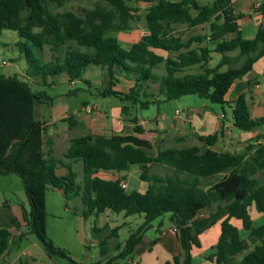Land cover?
I'll list each match as a JSON object with an SVG mask.
<instances>
[{"label": "trees", "instance_id": "trees-1", "mask_svg": "<svg viewBox=\"0 0 264 264\" xmlns=\"http://www.w3.org/2000/svg\"><path fill=\"white\" fill-rule=\"evenodd\" d=\"M65 1L0 0V33H16L14 45L18 57L25 61L23 74L0 72V174L15 173L22 180L29 204L22 214L27 232L36 235L48 257L60 256L73 264H110L118 258L75 262L47 238L45 197L51 186L61 190L65 200L79 197L84 219L106 210L125 217L142 215L143 222L125 241L123 257L132 254L156 218L169 213L182 254L163 264H191L190 252L200 246L199 234L218 221L220 234L208 260L264 264V223L253 226L249 213L254 206L264 214V182L259 178L264 177V113L251 116L245 93L231 102L225 99L233 82L251 71L258 59H264V25L258 26L252 38L244 37L238 22L245 14L234 11L233 0H158L144 14L145 33L123 47L115 33L132 29L137 9L127 2L140 0H96L82 15L50 9L51 4L62 6ZM259 2L253 12L264 17V1ZM182 25L189 34L180 30ZM46 47L53 54L45 61ZM216 54L219 59L212 64ZM89 66L107 71L109 86L100 91L102 96L112 95L147 108L155 103L147 99L153 97L147 89L155 85L159 101L196 94L211 103L231 105L237 129L262 131L237 151L213 148L219 131L199 135L200 145L158 148L155 155L146 152L152 144L134 134L77 135L71 138L64 156L81 159L82 181H77V174L65 162L61 163L68 173L59 175L57 161L45 157L44 125L34 115L36 104L50 103L53 98L33 86L53 85L61 74L70 83L81 80ZM160 68L163 73L153 72ZM117 74L133 81L126 93L111 89ZM122 113H129V104L122 106ZM131 121L134 133H141L136 119ZM133 165L140 167V179L147 182L143 192L122 188L120 177L97 175L99 171H128ZM156 165L168 167L171 173H151ZM232 219L248 231L245 239ZM24 234L12 239L9 225L0 222V258L8 252L9 244L21 241ZM110 236H117L116 228ZM103 245L106 241L99 243V247ZM104 248L101 255L106 253ZM242 253L238 260L236 256Z\"/></svg>", "mask_w": 264, "mask_h": 264}, {"label": "crops", "instance_id": "crops-1", "mask_svg": "<svg viewBox=\"0 0 264 264\" xmlns=\"http://www.w3.org/2000/svg\"><path fill=\"white\" fill-rule=\"evenodd\" d=\"M234 1L235 0H233V7ZM245 1L250 4L253 0ZM254 5L257 6L256 2ZM251 11L252 12H249L250 16L248 14V16H244L243 18H246V22L248 21L246 32H249L250 35L254 36L258 26L264 25V17L258 13H254L253 9ZM236 13L244 12L240 11ZM243 18H241V20ZM238 24L244 36L245 31L240 25V22H238ZM142 32L143 34L145 33V27ZM119 41L122 45V40ZM131 44L129 43L126 47H129ZM158 53L163 55L161 51H158ZM215 56L216 55L213 56L211 61L212 64H214L213 61ZM259 61L262 63L258 66L257 70L256 65ZM98 69L99 73L96 76L97 79H94V83L97 85H95L96 94L102 98H115V100H111L110 102H99L101 104V108L98 103L84 99L77 104L73 113H69V104L66 102L54 104L53 97V100L50 103L35 105V118L42 121L44 125V132L42 135L43 152L45 157L49 156L57 161L56 173L59 175H66L68 173V169L61 163L65 162L70 164L72 170L77 174V181H82L83 173L81 159L76 158L70 160L64 156L67 148L69 147L71 138L77 135L99 134L109 137L114 134H134L139 138L149 141L152 144V148L146 150V152L149 155H155L158 148L183 146L189 141L191 142L189 145H200L198 140L199 135L213 134L219 131H221V133L219 134V138L213 148L218 151H237L241 150L249 140L262 131L261 129H258L254 131H246L243 134H237L234 130L232 118L231 116H228L226 111L222 114H216L214 111H212L211 114H208V109H205L203 113H200L197 109L186 108L184 114L182 115L181 110L175 108L173 115L170 117H168L166 113L158 111L155 114V117L144 119L137 114V104L132 105L127 103L129 104V113L123 114L122 106L126 104L125 101H121L118 97L112 95L102 96L100 94L101 90H104L109 86V77L106 70H103L100 67ZM253 71H255V75H252ZM83 81L86 84V91L90 94L91 92L89 89L91 88V82L87 79H84ZM73 83L74 81L71 82V84ZM262 85H264V59L260 58L254 63L251 71L247 72L241 78H238L233 82L232 86L225 95V99L228 102H231L239 93H245L246 102L251 116L260 117L264 113V88L261 87ZM132 86V80L126 79L117 74L115 76L114 85L111 86V89L117 92L126 93ZM34 88L40 89L39 86H34ZM151 88L154 90H147L149 93L153 94L151 100L155 103H159L160 101L156 97V86L151 85L148 89ZM140 98L143 100L142 96ZM42 105L51 107V112L47 113V118L44 117L45 115L40 113L42 111ZM203 106L206 108L205 105ZM87 107L92 109L91 112L86 111ZM228 107L231 109V105H228ZM132 118H135L137 124L143 129L141 133H134V122L131 121ZM70 119L73 120L72 125H69ZM168 143L171 145H166ZM62 157L64 160H61ZM97 175L105 179H115L116 177H120L125 183V188L128 187V180L122 172L114 173L111 171H99ZM259 178L262 182H264V177L260 176ZM57 190L62 194L61 190ZM4 208L5 211L1 213L3 219H0V221L8 224L9 228L15 224L18 228L22 227L23 230L25 228V222L22 217V211L18 209L17 206L12 207L8 205L4 206ZM108 212H110V210H106L102 213L107 215ZM249 213L253 226H258L264 223V214L258 212L254 206L250 208ZM93 216L94 215H90L85 220ZM231 222L237 226L240 237L245 239L248 235V231L242 228L240 221L232 219ZM124 223L127 222L124 221ZM93 228L96 229L95 223ZM174 228V224L170 221V216L167 223L159 221L155 224L152 222L151 226L143 232L140 241L134 246L131 255L127 257L121 256L125 248L121 249V246L118 247V244L112 252L105 253L104 255H101L99 249V257L97 260L105 261L108 258L118 256V258L121 257L125 259L126 264H163L165 261L171 260L174 256L182 254V248ZM111 230L113 229L109 230V234L111 233ZM21 232L22 231L17 230L16 234H11V238H16ZM219 234V221L199 234L200 246L192 247L190 252L191 264H217L214 260H208L207 256L215 252L214 246L217 243ZM97 245L99 247V244ZM90 248L91 246L87 247L89 250ZM116 249L117 251H115ZM8 252L0 258V264H12L6 259ZM244 253H242L241 256ZM90 255L95 256L92 252ZM236 258L239 260L241 257L237 255ZM116 259L113 260L115 264H117ZM21 262L22 261H19L17 264H21Z\"/></svg>", "mask_w": 264, "mask_h": 264}, {"label": "rangeland", "instance_id": "rangeland-1", "mask_svg": "<svg viewBox=\"0 0 264 264\" xmlns=\"http://www.w3.org/2000/svg\"><path fill=\"white\" fill-rule=\"evenodd\" d=\"M158 0L146 1H129L127 4L132 8H136V18L131 22L132 29L120 31L115 34L119 40H122V45L126 47L134 41H137L143 35V28L145 26L144 14L150 4L156 3ZM209 0H200L201 3H205ZM259 0H253L250 4L245 0H235L234 9L236 12H244L245 16H250L249 12L255 9V2ZM96 3V0H66L62 6L50 5V9L54 12L70 10L79 15L83 14V10L92 9ZM252 8V9H251ZM242 26L244 36L252 38L249 32H246L248 27V21L246 18L239 20ZM180 30L189 34L190 31H186L185 26L182 25ZM18 39L15 32L10 30H3L0 33V72L6 75L23 74L25 69V61L23 58L18 57V50L14 45ZM125 40V41H123ZM128 40V41H127ZM52 52L45 48L43 54V60L52 59ZM216 54L213 63L218 59ZM5 62V63H3ZM262 62L259 61L256 65L260 66ZM98 66H89L82 73L81 80H75L73 84L68 82L67 77L61 74L55 77V84L41 86L48 95L54 98V104H61L66 102L69 104V113H73L82 100L88 99L91 102H96L101 108L99 102L115 100L114 97L102 98L96 94L95 80L99 73ZM163 73V69H153L155 73ZM252 75H255L253 71ZM84 79L91 82L90 94L86 91V84ZM97 86V85H96ZM34 87V86H33ZM264 88V85L261 86ZM148 91L154 90L153 88L147 89ZM159 99L160 97L157 96ZM147 99H152L148 97ZM127 104V102H125ZM206 108H204V106ZM137 114L144 119L153 118L159 111L166 113L168 117L173 115L174 109L181 110L182 115L185 109L193 108L197 109L200 113H203L205 109H208V114L214 111L216 114H222L224 111L231 116V109L227 104L221 105L217 103H211L210 101L198 97L196 94H190L182 96L180 99L172 101H160L159 103L150 104L148 108H140L137 104ZM41 114L47 118V113L51 112V107L45 105L41 106ZM131 112V111H130ZM124 114V113H123ZM234 130L237 134H243L246 131L237 129L234 126ZM191 142H187L184 145L188 146ZM171 145V144H166ZM173 145V144H172ZM180 145V144H177ZM183 145V146H184ZM61 160H64L62 157ZM140 172L138 165H133L128 171H122L128 180L127 191L137 190L143 192L147 187V182L140 179ZM151 173H157L160 175L170 174L171 170L163 165H156L150 169ZM46 203V236L52 241V243L64 249L68 252L70 258L75 262H89L95 261L99 257V249L106 250L105 252H112L118 245L121 249L125 248V241L133 233L138 226L143 222L142 215L135 214L125 217L122 213H114L112 211L105 213H99L89 219L85 220L83 217L84 206L81 203L79 197H74L70 200H65L62 194L51 186L48 187L45 197ZM17 206L23 213V211L29 210V204L27 197L24 193L23 183L21 178L15 173L0 174V219H3L1 215L5 211L4 206ZM169 213H165L159 218H156L153 222L156 224L159 221L167 223L169 220ZM126 221L127 223H124ZM1 222V221H0ZM95 223V228L93 225ZM116 228L118 231L117 236L112 237L109 234L110 229ZM17 230L24 232L21 241L15 244L10 243L8 246V255L6 259L12 264H17L19 261L25 262L26 264H73L68 259L60 256L48 257L44 251L41 241L36 237L35 234L27 232V229L18 228L15 224L9 228L11 234H16ZM106 241V245L98 247L97 244ZM97 243V244H96ZM95 244V245H93ZM91 246L90 250L87 249ZM118 249V248H117ZM117 249L115 251H117ZM95 254L91 256L90 253ZM101 253V252H100ZM116 253V252H115ZM242 257L241 254L238 255ZM117 264H126L125 259L119 257L116 259ZM110 264H115L112 260Z\"/></svg>", "mask_w": 264, "mask_h": 264}, {"label": "built area", "instance_id": "built-area-1", "mask_svg": "<svg viewBox=\"0 0 264 264\" xmlns=\"http://www.w3.org/2000/svg\"><path fill=\"white\" fill-rule=\"evenodd\" d=\"M259 3H260L259 1H258V2H256V5L258 6V5H259ZM3 63H5V62H3ZM91 110H92V109H91L90 107H87V108H86V111H87V112H91ZM120 186H121L122 188H125V183H124V181H121V182H120ZM174 231H176V232H177V229H176V228H174Z\"/></svg>", "mask_w": 264, "mask_h": 264}]
</instances>
